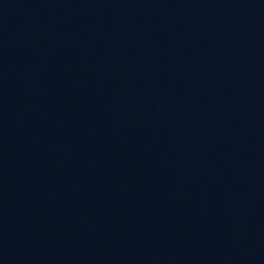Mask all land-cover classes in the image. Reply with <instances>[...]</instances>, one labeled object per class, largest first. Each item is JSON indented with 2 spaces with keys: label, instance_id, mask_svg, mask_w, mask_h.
Instances as JSON below:
<instances>
[{
  "label": "water",
  "instance_id": "water-1",
  "mask_svg": "<svg viewBox=\"0 0 264 264\" xmlns=\"http://www.w3.org/2000/svg\"><path fill=\"white\" fill-rule=\"evenodd\" d=\"M250 1L254 0H0V5L73 15L145 16L202 11Z\"/></svg>",
  "mask_w": 264,
  "mask_h": 264
}]
</instances>
